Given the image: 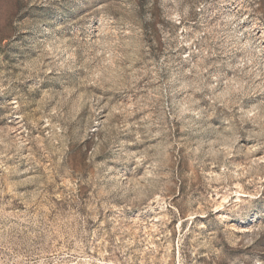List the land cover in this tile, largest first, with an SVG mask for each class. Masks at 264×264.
I'll list each match as a JSON object with an SVG mask.
<instances>
[{"label":"rangeland","instance_id":"374dc122","mask_svg":"<svg viewBox=\"0 0 264 264\" xmlns=\"http://www.w3.org/2000/svg\"><path fill=\"white\" fill-rule=\"evenodd\" d=\"M0 264H264V0H0Z\"/></svg>","mask_w":264,"mask_h":264}]
</instances>
